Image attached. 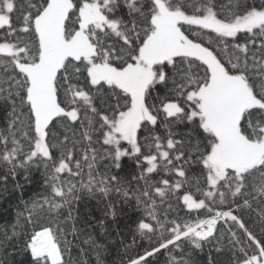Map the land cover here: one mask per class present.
<instances>
[{
    "label": "snow or ice",
    "instance_id": "1",
    "mask_svg": "<svg viewBox=\"0 0 264 264\" xmlns=\"http://www.w3.org/2000/svg\"><path fill=\"white\" fill-rule=\"evenodd\" d=\"M0 196V264H264V0H0Z\"/></svg>",
    "mask_w": 264,
    "mask_h": 264
},
{
    "label": "trees",
    "instance_id": "2",
    "mask_svg": "<svg viewBox=\"0 0 264 264\" xmlns=\"http://www.w3.org/2000/svg\"><path fill=\"white\" fill-rule=\"evenodd\" d=\"M39 190L36 185H29L27 186V192L28 194H32L33 190ZM27 198V196H25ZM16 204V200L14 197L9 196H0V226H4L9 224L14 219V207ZM123 221L125 223L128 222V217L124 216ZM117 243L113 244V256H115V252L117 249ZM19 260H26L27 257L19 256L17 257Z\"/></svg>",
    "mask_w": 264,
    "mask_h": 264
}]
</instances>
